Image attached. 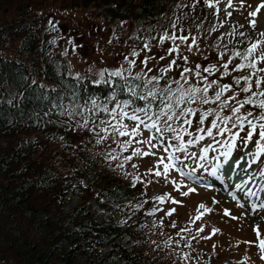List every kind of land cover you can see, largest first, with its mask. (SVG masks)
I'll return each mask as SVG.
<instances>
[{
	"label": "trees",
	"instance_id": "16d2710c",
	"mask_svg": "<svg viewBox=\"0 0 264 264\" xmlns=\"http://www.w3.org/2000/svg\"><path fill=\"white\" fill-rule=\"evenodd\" d=\"M196 2L0 0V48H11L13 53L0 55V264H188L179 252L170 251L177 231L173 223L149 214L153 209L145 182L140 178L143 183L133 187L132 176L125 175L116 161L107 157L109 147L104 140L98 144L90 130L93 121L98 124L100 119H111L93 108V100L110 110L128 100L132 102L126 109L129 112L146 102L130 95L124 78L106 73L93 82L68 74L64 39L54 22L58 12L77 10L149 43L165 33L199 37L212 28L215 16L208 12L204 0ZM255 40L251 32L234 38L230 46L218 41L208 46L217 58L247 64L235 53H244ZM204 68L196 71L208 82H216L209 97L214 96L215 85L224 84H230L240 97L232 100L229 95L222 96L228 101L222 110L219 102L193 104L191 107L200 110L197 118L209 110L215 117L217 112L233 116L231 108L243 99L252 98L257 105L264 101V96L258 95L264 85L257 89L254 84L257 77L264 80V72L249 74L257 93L252 97V93L240 91L247 86L243 80L239 85L234 81L253 69L235 71L222 66L221 76L215 78ZM123 74L129 84H142L132 79L136 73ZM152 75L160 73L147 74ZM144 91L137 88L138 94ZM160 106L159 99L153 101L152 111ZM245 109L256 113L254 123L262 122L258 116L264 109L245 105L238 115ZM85 119L88 128H81ZM231 121L235 122L234 116L227 125ZM178 244L185 247L181 241Z\"/></svg>",
	"mask_w": 264,
	"mask_h": 264
},
{
	"label": "rangeland",
	"instance_id": "374dc122",
	"mask_svg": "<svg viewBox=\"0 0 264 264\" xmlns=\"http://www.w3.org/2000/svg\"><path fill=\"white\" fill-rule=\"evenodd\" d=\"M196 2V0H188ZM215 2V0H214ZM241 0H232L233 7H227V0H220L217 7L221 9L220 12H216L215 9H210L207 6L208 12L213 14L214 24L212 28H207L199 37H188L186 42H182L177 39L175 42L171 40H165L163 44H160V38H153L152 42L146 38L137 40L132 38L131 31L127 32L123 29H117L112 24H104L98 18H94L83 11H62L58 12L55 16V25L59 35L64 39L63 48L66 51V65L67 73L72 76H84L89 78L93 82H98L101 77L98 75L101 71H105V74L120 70L123 73L135 74L144 70L147 74L160 73V69L169 64L173 59L176 60V65L172 66V70L165 76V82L170 78L179 79V73L183 68L195 69L196 64L200 67H208L218 69L217 73H213L211 77H220V71L224 63L228 62L224 56L217 58V53L213 52L208 46V43L218 41L223 45L230 46L234 38L241 36L242 34H255L256 41H264V37H261L259 33L264 31L263 18H250L239 11V4ZM230 12L231 16L227 13ZM255 20V28L252 27L251 21ZM215 28V30H212ZM180 37V36H177ZM192 37L196 38V44L192 45ZM253 43V42H251ZM145 44L149 45V48H145ZM179 46L178 53L167 54V50ZM189 45H192L191 51H189ZM250 46L248 44L245 50ZM264 47V44L261 45ZM237 48V47H236ZM133 51L139 53L138 56H133ZM241 54H243L241 52ZM0 55L5 57L12 56L11 48H0ZM164 56V59H160ZM188 57V62L185 63L183 57ZM256 56H259V50ZM242 57V56H241ZM147 59V68L141 63L143 59ZM129 61H135L134 66L129 65ZM244 63H248L244 61ZM236 63H229L228 69H233ZM257 67L264 68V63L257 60ZM247 68V67H245ZM148 69H152L151 72ZM246 70L245 75L252 74L253 71ZM207 73V72H206ZM188 81H196L200 83L199 77L193 73H188ZM210 77V75H209ZM203 84V83H202ZM215 91L219 90V85H215L213 88ZM224 95H229L230 98L234 96V91H226ZM236 96V98H239ZM250 111L244 110L241 115H246ZM254 119L256 113H253ZM140 115H143L142 113ZM193 120V124L197 117H190ZM215 120V116H209V121H206L205 127L208 128V124ZM259 120V119H258ZM128 125L129 131L133 126V122L125 119L123 121ZM220 127L230 129L225 131L222 135L219 134L218 129H212L213 136L209 137L204 135V139L197 143L195 146H189L187 151L189 154L196 153V157L185 158V153H175L177 157L182 161L181 165H178L175 169H170L167 179L164 176L157 177L149 172H155L157 170L163 172V165L157 168L160 157H167L168 153L164 151V147L159 146V133H156L155 129L149 131L141 126V135L137 136L132 141L127 151H123L120 145L130 139V137H119L110 135L107 140H104V145L107 144L109 152L118 156L119 159L115 160V165L124 161L125 157L133 155L136 148H140L141 151H149V146L146 144L136 143L138 140H147L150 137H157L152 142L157 144L156 148H151L150 151L155 155L149 156H133V158L124 163L123 168H120L125 174L130 176H139L145 183L144 187L147 194V199L151 201L152 213L158 217H164L169 219L173 225L176 240L170 245V251H177L180 253V259H184L188 264H203L208 262L209 264H264V260L261 259L260 241L264 240V194L260 193L258 196H249L248 182L244 187V192L235 191L232 192L231 186L228 185L227 180L211 183V186H206L200 183H194L190 179L181 175V168L183 172H192L193 176L197 179H203L206 181L216 180L211 175V169L215 162L216 156L224 151V146H231L232 152L230 157L237 159L243 157V163L245 168L251 173L263 176L264 173V152L257 155V142L264 144V141L259 140V124L258 122L257 132L253 134L251 140L246 139V135L251 131V126L247 121L244 122V130L231 125H225L220 121ZM188 128L189 132H194L196 127ZM178 126V125H177ZM211 126V125H210ZM184 127H188L185 125ZM195 128V129H194ZM232 133L231 136L225 137V134ZM239 133L236 137L235 134ZM172 133H166L165 136L171 137ZM192 139L191 136H184V141ZM177 142L175 140L165 141L167 144L175 146ZM204 147H209L207 159L204 161L199 160L201 150ZM172 151V149H169ZM217 161H220L217 159ZM165 159V163H167ZM135 164L137 167L133 168ZM203 164V167L199 165ZM171 181H176L181 187L180 191H176ZM251 189H252V185ZM195 187L196 191L189 193L187 196L182 195L183 192L188 191V188ZM257 187V186H256ZM250 189V190H251ZM256 189V188H255ZM260 190L259 188L256 191ZM167 194L170 199H165L163 203L155 199L157 196ZM235 196V199H233ZM180 201V203L174 204L171 200ZM215 201V202H214ZM204 204L207 208L211 209V212H205L204 209H199V205ZM241 205H243L241 207ZM255 206V209L253 208ZM175 209L171 215H167L169 211ZM227 209L230 212V216H225L224 211ZM203 213L200 219H196L198 215ZM236 217V219H232ZM203 228V231L200 229ZM213 229L218 231L213 235ZM259 232V237L257 236ZM211 237V238H208ZM178 241L183 242L185 247H178ZM188 245V246H186Z\"/></svg>",
	"mask_w": 264,
	"mask_h": 264
},
{
	"label": "snow or ice",
	"instance_id": "6c2138e0",
	"mask_svg": "<svg viewBox=\"0 0 264 264\" xmlns=\"http://www.w3.org/2000/svg\"><path fill=\"white\" fill-rule=\"evenodd\" d=\"M220 3V0H204V4L210 8L215 9L216 12H220L221 9L217 7V4ZM243 6V3L241 4ZM195 7V5H193ZM227 7L231 8L233 7L232 0H227ZM248 7H252V5H248ZM264 8V2H261L258 4L255 9L250 12L248 15L251 17H255L257 13L260 12V10ZM228 16H231V13H227ZM252 27L255 28L256 22L255 20L250 22ZM212 30H215L213 28ZM241 35H243L241 33ZM261 37H264V31H261L259 33ZM177 39H180L182 42H186L188 37L180 36L177 37L175 35L169 36L168 33H165L160 38V44H163L165 40H171L175 42ZM196 44V38L192 37V45ZM264 44V41H256L250 44V46L247 48V50L241 54L239 51L235 53V56L241 57L244 61H247V64H238L233 66V70L235 71H242L245 67H248L250 69H253L252 75H256L258 72H264V68H258L257 67V60L259 62L264 63V47H261V45ZM192 45H189V51H191ZM145 48L148 49L149 45L145 44ZM259 50V56L257 57V51ZM179 52V46L172 47L167 50V54L171 55L172 53H178ZM133 56H138L139 53L136 51H133ZM164 56H161L160 59H164ZM147 59H143L141 63L144 65L145 68H147ZM183 60L185 63L188 62V57L184 56ZM231 63V61H228L223 64V68L225 70L228 69V65ZM130 66L135 65V61H129ZM176 65V60L173 59L169 62V64L165 67H162L160 69V75H152L151 77L147 76V73L144 72L143 69H141L140 72L136 73L134 76H132L133 80L136 81H142V84H129L127 82V78L124 77V74L120 70L109 72L108 75L110 77H121L125 79V87H127L128 92L132 97L138 98L140 100L145 101V105L143 107H135L132 108L131 111H126V109H129L131 107V101L125 100L123 102V105L117 104L116 108L109 109L106 106H100L97 105L96 101H92L93 108L97 109L98 112H103L111 117L110 120H104L100 119L99 123L97 124L95 121H93V128L90 129L94 132V134L97 137L96 142L99 144L103 140H107L110 135H115L119 137H125L128 136L130 139L120 145L123 151H127L128 147L131 146L132 141L135 140L137 136H140L141 133V126H143L144 129H147L149 131L155 129L156 133H159V146L164 147V151L168 153L167 157H160L159 163L157 164V168H159L160 165H163V172L157 170L155 172H152L149 170V172L157 177L164 176L165 179H167L168 173L170 169L177 168L178 165L182 164V161L179 157L175 155V153H185V158H188L189 156L192 158L196 157V153L189 154L187 149L189 146H195L197 143L202 141L204 139V135H200L198 133H206L207 136L212 137L213 132L212 129H218L219 134H223L225 131H230L227 126L224 128L220 127V123H217L216 121H220L221 123L227 125V122L233 119V116L235 117V122L232 124V127H237L241 129V131L244 130V122L247 121L248 125L251 126V131H249L246 135L247 140H251L254 133L257 132V124L253 122L252 119H249V117H253V112L248 111L246 115H238L241 111V108H243L245 105H253L254 107H258L260 109H264V101H260L257 105L252 98L243 99L242 101H238L239 106H234L231 108V111L233 113V116H221L219 112L216 113L215 120L211 121V127L206 129L204 127H201V125L204 124L205 120L208 119L210 115H212V111H204L201 112L198 118L196 119V129L194 132H189L188 128H191L193 124V120L190 119V117H196L197 113L200 111L199 107L193 108L191 105H204L209 103H217L219 102V108L222 110L224 107L227 106L228 101L222 100V96H224V93L226 91H231L232 87L230 84H224L219 87V90L215 91L213 97H209L208 93L209 90L213 87V84L216 83L208 82L207 78L202 76L199 71H196V69L200 68L199 64H196L195 69L193 68H183V70L179 73V79L176 78H170L167 82H165L163 87H160V82L164 78V76L172 70V66ZM105 71H101L98 75L103 79ZM149 72L152 71V69H148ZM204 72H207L209 75H212L214 71H218V69H215L214 67L209 68L205 67L203 69ZM188 73H193L197 77L200 78V81L204 84L203 87H198L194 85H190L188 82ZM227 74V71H226ZM131 75V73H129ZM79 78V77H78ZM241 80L245 82L247 85L246 87H243L240 89L241 92L244 93H252V97H255L257 95L256 92H253V81L251 79V76L245 75L243 77H238L235 79V84L239 85L241 83ZM173 84L176 85L175 88H173ZM255 87L257 89H260L262 85H264V80L257 77V79L254 81ZM151 85V87H149ZM137 88H143L145 91L142 94L137 93ZM239 93H237L238 95ZM115 92L112 94V99H115ZM258 95L264 96V90L259 91ZM157 99L160 100V107H158L157 111H152V102L156 101ZM230 99L235 100L236 95L232 96ZM187 105V106H185ZM118 109V111H117ZM143 115H140V114ZM62 115L64 113H61ZM127 119L133 122V126L131 130L129 131V127L127 124H125L123 121ZM258 119L261 121H264V113L259 114ZM179 125V126H177ZM187 125L188 127H184ZM81 128H88V120L85 119L84 123L80 125ZM99 128V132H96L95 129ZM259 140L264 141V123L259 124ZM100 133H104L103 136L100 135ZM166 133H172L173 135L171 137L165 136ZM191 136L192 139L188 140L187 142L184 141V136ZM236 137L239 136V133L235 134ZM154 139H157V137H150L147 140H138L136 143L146 144L149 146V151H141L140 148H136L133 152V155L125 157L124 161L118 164L117 166L120 168H123L124 163L130 161L133 156H149V155H155V153L151 152V148H156L158 145L154 144L152 141ZM168 140H175L177 143L175 146L172 144H167L165 146V141ZM231 147V146H230ZM169 149H172V151H169ZM209 151V147H204L201 150V154L199 156V160L204 161L207 159V154ZM264 152V144H260L257 142V155L259 153ZM230 154L229 152L224 153L225 158ZM107 157L110 160H117L119 159L118 156H114L111 153L107 154ZM165 159H167V163H165ZM133 168H136L137 166L135 164L132 165ZM199 167H203V164L199 165ZM219 168V164H217L215 167L211 169V175L215 176ZM181 175L185 176L187 179L195 180L196 178L193 176L192 172L185 173L183 172L181 168ZM125 175H130L126 173ZM264 175V173H262ZM132 186L135 187L137 182L143 183V181L140 179L139 176H132ZM171 183L174 185L176 191H180V185L176 181H171ZM237 188L240 187V185L236 186ZM196 188H188V191L183 192L182 195L187 196L189 193L195 192ZM156 200L163 203L165 199H170V197L167 196V194L162 196L155 197ZM233 199H235V196H233ZM172 203L177 204L180 203V201L171 200ZM215 202V201H214ZM243 205H241L242 207ZM139 207V205L137 206ZM255 209V206H253ZM199 209H204L205 212L210 213L211 209L207 208L204 204L199 205ZM175 209H172L167 213V215H171L172 212H174ZM150 215L153 213H149ZM203 213L198 215L196 219H200ZM225 216H230V212L225 209L224 211ZM232 219H236V217H232ZM174 226V225H173ZM200 231H203V228L200 229ZM218 231V229H213V235ZM257 236L259 237V232L257 231ZM211 238V237H208ZM260 251L262 253L261 259L264 260V240L260 241Z\"/></svg>",
	"mask_w": 264,
	"mask_h": 264
},
{
	"label": "bare ground",
	"instance_id": "6f19581e",
	"mask_svg": "<svg viewBox=\"0 0 264 264\" xmlns=\"http://www.w3.org/2000/svg\"><path fill=\"white\" fill-rule=\"evenodd\" d=\"M261 2H264V0H241V2L239 3V4H237L236 6H241V4L243 3V6H239L240 8H239V11H241V13L243 12L244 13V15L245 16H247V17H250V18H263V21H264V8H262L261 10H260V12L259 13H257V15L255 16V17H251V16H249L248 14L250 13V12H252L254 9H255V7L258 5V4H260ZM233 5H234V3H233ZM248 5H252V7H248ZM222 176V175H221ZM246 176H248V175H246ZM246 176H236L235 177V179L233 180V181H231L229 178H227V177H224L225 178V180H227V181H229L233 186H237V185H243V184H247V182L249 181V176L247 177V180L245 181V182H242V178L243 177H246ZM229 177V176H228ZM231 177V176H230ZM251 183H250V185H252V190H255L256 191V189L257 188H259L260 190L261 189H263L264 188V183H262V182H260L259 181V183H258V179L257 178H252L251 177ZM257 186V187H256ZM256 188V189H255ZM245 191V190H244Z\"/></svg>",
	"mask_w": 264,
	"mask_h": 264
},
{
	"label": "water",
	"instance_id": "95a60500",
	"mask_svg": "<svg viewBox=\"0 0 264 264\" xmlns=\"http://www.w3.org/2000/svg\"><path fill=\"white\" fill-rule=\"evenodd\" d=\"M232 165H223V166H221V167H219V169H220V174L222 175V176H224V177H227V178H230V176H232L231 175V173H230V170L232 169V167H231ZM229 176V177H228Z\"/></svg>",
	"mask_w": 264,
	"mask_h": 264
}]
</instances>
